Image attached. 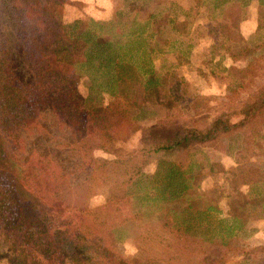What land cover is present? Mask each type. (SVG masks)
<instances>
[{"label":"rangeland","instance_id":"374dc122","mask_svg":"<svg viewBox=\"0 0 264 264\" xmlns=\"http://www.w3.org/2000/svg\"><path fill=\"white\" fill-rule=\"evenodd\" d=\"M62 2L48 6L62 22H112L120 44L137 51L138 66L146 63L160 79L171 107L132 110L134 125L121 126L104 150L102 138L83 123V112L115 99L88 89L85 79L72 86L57 83L55 90L68 93L72 121L79 124L67 126L45 106L19 136L26 149L44 159L45 168L53 167L57 187L44 201L55 199L67 213H82L86 227L112 234L114 253L124 264H202L197 248L219 244V226L230 224L239 228L227 239L229 248L256 252L229 249L216 264H264V116L185 151L154 152L142 140L162 118L201 132L219 114L230 124L240 120L242 102L264 81V7L257 0ZM5 36L11 72L20 86L29 87L23 50L9 31ZM162 163L187 178L179 197L161 196ZM62 230L56 231L58 254L42 264H72V257L80 264L105 263L91 256L90 244L73 243L72 234ZM0 264L32 262L21 246L0 234Z\"/></svg>","mask_w":264,"mask_h":264},{"label":"trees","instance_id":"16d2710c","mask_svg":"<svg viewBox=\"0 0 264 264\" xmlns=\"http://www.w3.org/2000/svg\"><path fill=\"white\" fill-rule=\"evenodd\" d=\"M62 3V0H0V234L21 246L32 264L56 257L57 229L72 234L73 243L80 240L90 244L91 256L104 259V264H124L114 253L112 246L116 240L112 234L86 227L82 213H67L55 199L50 203L44 201V195H52L57 187L53 167L45 168L44 159L26 149L19 136L45 106L67 126L79 124L77 119L72 121L68 93L55 90V85L63 81L72 86V81L85 79L91 83L88 89L115 99L104 107L83 112L86 115L83 123H89L87 130L102 138L104 150L111 148L121 126L134 125L129 117L132 110L145 105L168 110L171 104L152 68L146 63L138 66L135 48L129 50L112 34V22H62L58 12L48 7ZM257 4L263 8L264 0H257ZM6 31L23 50L32 77L29 87L20 86L11 72L4 43ZM239 110L238 122L230 124L226 115L219 114L205 132L162 118L148 127L142 140L154 152L185 151L210 144L233 129H242L257 116H264V81ZM159 167L161 196L167 200L179 197L188 187L187 178L172 165L162 163ZM234 227L239 228L232 224L219 226L220 243L208 249L197 248L202 254V264L218 263L229 249L242 251L229 248L226 242L233 236ZM72 264L80 262L72 257Z\"/></svg>","mask_w":264,"mask_h":264}]
</instances>
